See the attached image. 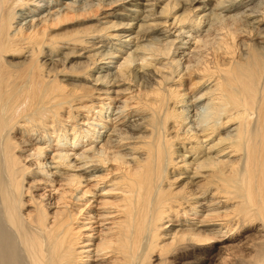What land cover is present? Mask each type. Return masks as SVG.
Wrapping results in <instances>:
<instances>
[{"label":"bare ground","instance_id":"bare-ground-1","mask_svg":"<svg viewBox=\"0 0 264 264\" xmlns=\"http://www.w3.org/2000/svg\"><path fill=\"white\" fill-rule=\"evenodd\" d=\"M208 260L264 264V0H0V264Z\"/></svg>","mask_w":264,"mask_h":264},{"label":"rangeland","instance_id":"rangeland-1","mask_svg":"<svg viewBox=\"0 0 264 264\" xmlns=\"http://www.w3.org/2000/svg\"><path fill=\"white\" fill-rule=\"evenodd\" d=\"M120 3V2H119ZM115 4V3H114ZM118 4V3H117ZM111 5H113V4H106L105 6V8L107 9V8H112V9H114V7H116V8H118V7H120V5H113V6H111ZM111 6V7H110ZM100 12H101V9L99 10ZM99 11H97L96 10V12L95 11H93V12H95V13H98V14H96V15H100V12ZM95 13H93L94 15H95ZM71 15V14H70ZM82 14H80V16H81ZM92 15V14H91ZM70 18V20H71V22H70V20L68 19V20H66V21H62V22H60V23H58L57 25H56V27L54 26L53 27V29H52V33L53 34H58L59 36H61L60 35V33L63 35V34H65L67 31H69V29L72 31L73 29H76V28H80V27H83L84 25H87V24H89V23H91V21H94L95 22V20H89V21H85V20H83V18H85L84 16H81L80 18H77L78 16H75V14H72L71 16H69ZM83 17V18H82ZM28 19H30V18H28ZM27 19V20H28ZM82 19V20H81ZM75 20V21H74ZM24 21H26V20H24ZM68 21V22H67ZM62 23V24H61ZM66 24V25H65ZM62 25V26H61ZM40 26H41V24H40ZM55 31H56V33H55ZM63 32V33H62ZM114 42H116V41H114ZM64 51H67V49H63ZM199 108H200V110L202 111L203 110V108H204V106H203V104H200V106H199ZM75 112H76V110H74ZM195 111H196V109H195ZM194 111V112H195ZM204 111V110H203ZM64 113H66L65 111H63ZM74 112V113H75ZM83 111H81L80 109H79V111L77 110V114H76V116H79V117H77V118H80L81 117V113H82ZM86 113V112H85ZM67 114V113H66ZM79 114V115H78ZM53 155V154H52ZM28 180H31V178H29ZM42 187H43V185H42ZM39 193H42L43 192V190H41V189H39V191H38ZM27 198V197H26ZM250 234H251V232H249ZM249 233H247V234H249ZM246 234V235H247ZM98 241V239H96L95 240V242H97ZM203 264H213V262L210 260H208V261H205Z\"/></svg>","mask_w":264,"mask_h":264}]
</instances>
